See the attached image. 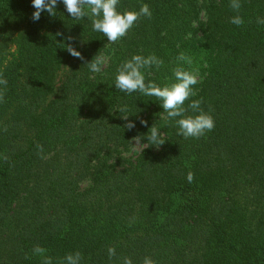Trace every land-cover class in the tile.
<instances>
[{
    "label": "trees",
    "instance_id": "16d2710c",
    "mask_svg": "<svg viewBox=\"0 0 264 264\" xmlns=\"http://www.w3.org/2000/svg\"><path fill=\"white\" fill-rule=\"evenodd\" d=\"M230 3L120 0V12L147 4L151 19L108 43L62 2L34 22L32 0H0V264H42L36 246L52 264L76 252L80 264H264V0ZM134 55L163 61L144 69L160 87L176 68L195 71L184 107L202 100L214 130L185 139L162 101L117 90ZM153 125L159 148L147 142Z\"/></svg>",
    "mask_w": 264,
    "mask_h": 264
},
{
    "label": "clouds",
    "instance_id": "9594fccd",
    "mask_svg": "<svg viewBox=\"0 0 264 264\" xmlns=\"http://www.w3.org/2000/svg\"><path fill=\"white\" fill-rule=\"evenodd\" d=\"M62 2L69 16L74 20H83L88 18L91 20L93 31L102 33L106 38L108 43H117L123 37H125L129 31L136 25H138L141 17H147L151 19V11L147 4H143L140 10L137 11H125L120 12L118 10L120 0H32V7L35 11L32 14V20L38 21L41 17L42 12H47L50 16H56V7L58 3ZM230 7L239 12L242 7L240 0H231ZM231 23L240 26L244 23L243 19L237 15L231 19ZM258 24H264V19L258 18ZM57 35H63L62 33H57ZM71 40L72 37H67ZM67 52L78 59L83 60V56L71 44L66 47ZM178 59L186 62L187 64H192L191 57L185 56L183 53L180 54ZM104 63L102 57H94L93 60L86 64V66L93 73H98L101 71V65ZM163 61L158 59L155 55H150L144 57L141 55H134L131 59L124 61L117 68V75L115 77V88L121 92H125L131 95L134 92H139L147 97H155L162 101V109L167 113V117L170 119H175L177 117H182L176 120L178 126V135L187 138L199 139L206 135V133L211 132L215 128V120L209 114L203 111L201 108L202 100H192L185 108V102L190 99V97L196 96L197 92L194 86L198 83V77L195 71H187L182 68L174 69V75L176 82L171 84V86L160 87L156 83L145 80L144 69L150 68L155 65L157 68L162 66ZM0 85H7L6 78L0 73ZM4 96L0 92V102H3ZM191 109L193 113H198L196 115H188L185 113ZM120 112H127V107L120 108ZM125 121L128 120V116L122 117ZM142 124L146 126V121H141ZM135 127L134 122H127L125 128L131 130ZM6 130V129H5ZM164 134L161 133L154 125L149 129L147 134V142L158 146L165 143L163 139ZM140 136L133 138L136 144L140 143ZM133 146V147H135ZM38 148L42 152V146L38 145ZM5 160L8 159L7 156L4 157ZM194 174L189 172L187 179L192 182ZM34 253L40 255L42 259V264H52V258L45 256L46 249L36 246L33 249ZM109 257L115 255V249H108ZM82 255L79 252L74 254H68L61 264H80ZM123 264H132L130 258L125 257ZM143 264H155L149 257H145Z\"/></svg>",
    "mask_w": 264,
    "mask_h": 264
}]
</instances>
